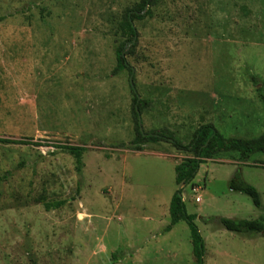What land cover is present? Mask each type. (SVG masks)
Masks as SVG:
<instances>
[{
  "label": "rangeland",
  "instance_id": "1",
  "mask_svg": "<svg viewBox=\"0 0 264 264\" xmlns=\"http://www.w3.org/2000/svg\"><path fill=\"white\" fill-rule=\"evenodd\" d=\"M139 2L0 0V138L19 141L0 142V264H195L187 223L165 230L176 189L203 264H264L261 233L215 220L264 216V151L218 153L177 185L190 152L130 147V77L149 101L144 131L184 144L206 123L225 137L264 132V0H156L125 46L133 73L112 75L120 22ZM67 144L86 148L79 161ZM235 174L260 207L228 187Z\"/></svg>",
  "mask_w": 264,
  "mask_h": 264
},
{
  "label": "trees",
  "instance_id": "2",
  "mask_svg": "<svg viewBox=\"0 0 264 264\" xmlns=\"http://www.w3.org/2000/svg\"><path fill=\"white\" fill-rule=\"evenodd\" d=\"M156 0H140L139 4L124 12L120 22V29L125 35V40L121 42L115 49L116 64L113 67L111 74L116 75L122 70H128L133 73V68L129 66L126 59L125 46L126 43L134 46L136 29L133 21L136 18L142 19L146 15L151 14L150 8ZM134 86V84H133ZM131 86L133 94L132 98V114L134 119L135 136L130 141V147L135 150H142L146 143H156L160 141L172 144L176 149L186 150L192 154L191 157L182 159L181 162L175 165V183L188 184L191 183L199 165L205 160L221 152H237L241 161L247 160L252 154L264 151V132L257 137L242 138V137H225L215 127L210 124H201L192 133L190 140L187 143H182L177 140L173 133L166 128H156L149 131L140 129L141 119L140 114L146 108L148 100L139 99L134 87ZM0 142H19L9 139L0 138ZM58 147L69 152L76 161L80 160L81 154L85 151L84 146L79 145H59ZM228 187L233 191H238L250 197L252 203L256 207L261 206L260 195L254 186L245 182L238 174L233 175ZM169 223L165 227L169 231L178 220H184L189 228L192 251L195 257V264H203L202 256L204 251V241L195 224L196 216L188 214L181 196V189H176L172 194L169 206ZM215 220L226 230L233 232L261 233L264 236V216L262 218L246 220V219H231L226 217L215 218Z\"/></svg>",
  "mask_w": 264,
  "mask_h": 264
},
{
  "label": "built area",
  "instance_id": "3",
  "mask_svg": "<svg viewBox=\"0 0 264 264\" xmlns=\"http://www.w3.org/2000/svg\"><path fill=\"white\" fill-rule=\"evenodd\" d=\"M193 190H196L195 188ZM201 200L200 196H195L194 197V201L195 202H199Z\"/></svg>",
  "mask_w": 264,
  "mask_h": 264
},
{
  "label": "water",
  "instance_id": "4",
  "mask_svg": "<svg viewBox=\"0 0 264 264\" xmlns=\"http://www.w3.org/2000/svg\"><path fill=\"white\" fill-rule=\"evenodd\" d=\"M130 85L133 86L132 77H130ZM140 129H141V127H140Z\"/></svg>",
  "mask_w": 264,
  "mask_h": 264
}]
</instances>
